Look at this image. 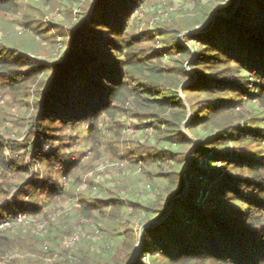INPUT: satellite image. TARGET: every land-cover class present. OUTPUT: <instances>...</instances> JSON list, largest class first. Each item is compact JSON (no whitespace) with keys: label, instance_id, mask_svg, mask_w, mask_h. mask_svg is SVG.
<instances>
[{"label":"trees","instance_id":"16d2710c","mask_svg":"<svg viewBox=\"0 0 264 264\" xmlns=\"http://www.w3.org/2000/svg\"><path fill=\"white\" fill-rule=\"evenodd\" d=\"M143 1L93 0L83 17L80 48L76 51L77 46H74L63 64H55L57 71L43 85L39 113L31 125L40 140L57 122L66 126L89 122L92 127L89 132H93L98 117L106 112L113 114L125 103H132L139 111L151 109L154 117L168 111L169 119L152 121L156 132H162L165 137L183 134L180 125L185 120L186 107L175 85L179 87L178 78H187L189 72L183 66L177 72L173 67L164 66L162 52L142 47L135 35L128 37L130 17ZM219 1L229 11L237 1L238 4L229 18L218 16L210 32L187 34L189 41L199 42L197 56L191 60L198 79L183 86V90L207 94L200 109L204 114L199 112L188 123L192 128L204 126L207 133L193 153L192 169L187 171L192 185L184 196L174 201L163 222L145 228L132 264H145L142 258L150 252L155 259L166 256L168 264H264V153L261 150L264 123L259 122L263 117H252V121L244 119L247 124L243 128L237 124L242 118L237 110L244 103L259 101L264 108V0ZM17 3L18 0H0V9ZM174 40L172 48L179 50L183 58L192 57V51L181 45L178 37ZM0 73L16 89H26L29 82L34 83L38 78L37 69L29 59L24 61L20 54L7 57L1 51ZM139 111L136 114L143 115ZM163 128L172 133L165 134ZM36 143L30 144L33 156L45 162L48 169L56 168L55 172L62 174L70 172L76 164L67 157L62 145L45 150ZM253 146L257 149L250 148ZM0 149L4 155L5 148ZM199 153L205 155L206 160L223 159V171L210 175L198 164ZM139 157L150 158L149 155ZM185 160V157L177 160L181 165L177 169L154 175L159 181L165 179L166 185L161 201L157 199L151 207L147 206L146 222L159 217L170 198L184 188L181 171ZM234 170L244 172V176ZM200 176L205 178V184L196 181ZM33 180L22 182L19 187L22 189ZM34 185L33 193L47 192L48 199L64 193L58 179L48 175L45 179H35ZM36 200L32 201L35 206ZM97 200L106 203L101 206L83 199L77 214L88 218L100 214L106 221L116 222L118 225H113L108 237L110 242L117 243L108 244L122 245L121 248H109L107 253L94 257L85 253L70 256L64 264H127L134 257L133 232L127 229L122 233L117 227L126 226L122 210L127 204L117 198ZM131 202L140 211L139 203ZM24 204L15 200L7 209L2 207L0 220L10 213L24 212Z\"/></svg>","mask_w":264,"mask_h":264},{"label":"rangeland","instance_id":"374dc122","mask_svg":"<svg viewBox=\"0 0 264 264\" xmlns=\"http://www.w3.org/2000/svg\"><path fill=\"white\" fill-rule=\"evenodd\" d=\"M92 2L18 0L17 4L0 9V51L7 57L20 54L24 61L29 59L38 72L37 80L29 82L26 89L13 88L10 80L0 73V148H5V156L0 149V210L2 207L7 209V205L15 200L25 202L26 208L24 212L10 213L6 219L0 220V264H64L70 256L74 258L85 253L94 257L101 252L107 253L109 248H121L122 245H109L117 243L110 242L108 237L113 225H118L116 222L106 221L100 214L90 218L77 214L83 199L101 206L106 202L97 199L117 198L127 204L122 210L126 226L117 227L122 233L127 229L133 232L137 255L142 226L147 223V206L151 207L155 200L161 201L164 196L162 189L166 181H159L154 175L179 168L181 165L177 160L182 161L185 157L181 172L189 188L192 185L187 171L192 169L193 153L207 133L204 126L192 128L188 123L199 112L204 114L200 109L207 94L183 90V86L198 79L191 60L197 56L199 42L189 41L187 34L191 30L210 32L216 26L218 16L229 18L234 10L230 12L219 0H144L130 17L128 37L135 35L142 47L162 52L164 66L173 67L176 72L183 66L189 72L187 78H178L179 87L175 85L186 107V117L180 125L183 134L165 137L162 132H156L152 121L169 119L168 111L159 112V116L154 117L150 114L151 109L139 111L132 103H125L120 104L113 114L106 112L98 117L93 132H89L92 129L89 122L77 126L57 122L40 140L31 125L39 113L43 85L57 71L55 64H63L74 46H77L76 51L80 48L83 17ZM237 4L238 1L234 6ZM177 37L181 45L192 51V57L183 58L179 50L171 47ZM252 91L258 92L253 88ZM138 111L143 115H137ZM237 111L242 114L237 123L242 128L247 124L243 120L252 121V117H263L259 122L264 123V108L259 101L246 102ZM163 132L172 133L164 128ZM179 138L183 140H177ZM32 141L45 150L62 145L67 157L76 164L70 172L62 174L55 172L56 168L48 169L45 162L34 158L30 148ZM261 147L264 153V140ZM250 148L257 149L256 146ZM118 153L127 156L120 157ZM140 155H149L150 158L142 159ZM196 159L210 175L220 174L225 167L221 158L206 160L207 157L199 153ZM15 165L19 167L15 168ZM233 172L244 176L240 170ZM47 175L58 179L63 194L48 199L47 192L37 190L33 193L34 180L45 179ZM31 179L34 180L29 185L19 187ZM204 179L200 176L196 181L205 184ZM30 193L34 195L30 196ZM36 198L35 206L32 201ZM131 201L139 203L140 211ZM19 215H22L21 220ZM152 255L150 252L141 262L168 264L166 256L155 259Z\"/></svg>","mask_w":264,"mask_h":264},{"label":"water","instance_id":"95a60500","mask_svg":"<svg viewBox=\"0 0 264 264\" xmlns=\"http://www.w3.org/2000/svg\"><path fill=\"white\" fill-rule=\"evenodd\" d=\"M236 6H237V5H236ZM236 6H234L233 10L236 8ZM233 10H232V11H233ZM230 12H231V11H230ZM217 15H218V13H217ZM197 31H198V30H191V31H189L188 33H195V32H197ZM184 178H185V176H184ZM188 189H189V185H188V182H187L186 179H185V185H184V188L182 189V191H181L180 193H178V194H176L175 196H173V197L170 198V200H169V202H168V204H167L165 210L162 212V214H161L159 217H157L156 219H154V220H152V221H149V222L143 224V226H142V230H141V231H142L141 239H142V237H143V233H144L145 228H147V227H151V226H154V225H157V224L163 222V221L165 220V218L169 215V213H170V211H171V209H172V206H173L174 201L177 200L178 198L184 196V195L188 192ZM140 245H141V241H140L139 247H140ZM139 247L137 246V248H136L137 251H138ZM137 251H136V252H137ZM135 256H136V255H134V257H135ZM134 257H133V258H132L127 264H132L133 260L135 259Z\"/></svg>","mask_w":264,"mask_h":264},{"label":"built area","instance_id":"2783aa9c","mask_svg":"<svg viewBox=\"0 0 264 264\" xmlns=\"http://www.w3.org/2000/svg\"><path fill=\"white\" fill-rule=\"evenodd\" d=\"M18 217H20V220L22 219V215H19Z\"/></svg>","mask_w":264,"mask_h":264}]
</instances>
